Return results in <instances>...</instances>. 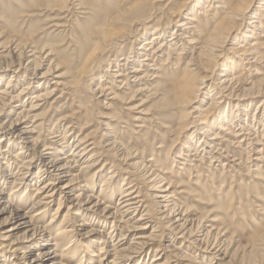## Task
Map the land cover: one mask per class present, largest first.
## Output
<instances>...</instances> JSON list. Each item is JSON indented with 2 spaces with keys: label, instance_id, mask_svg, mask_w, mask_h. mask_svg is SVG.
<instances>
[{
  "label": "bare ground",
  "instance_id": "bare-ground-1",
  "mask_svg": "<svg viewBox=\"0 0 264 264\" xmlns=\"http://www.w3.org/2000/svg\"><path fill=\"white\" fill-rule=\"evenodd\" d=\"M95 1L0 0V9H5L0 18L13 22L33 10L49 11L53 15L49 19L56 18L49 28L66 29L69 24L55 20L66 17L67 10L88 16L84 25H77L66 36V49L49 42L29 44V40H22V34L4 41L0 36V264H64L58 248L64 246L61 252L77 254L75 245L80 238H95L91 243L99 252L91 253L87 246L81 264L89 257L97 259L95 264H131L139 259L136 264H147L144 256L149 252L154 253L149 264H171L169 259L162 261L164 250H173L177 264L239 261L242 248L238 241L228 237L225 229L214 228L216 224L204 226V220H195L194 210L179 206L176 195L193 197L196 207L203 204L202 195L210 196L208 188L194 182L198 177L194 173L205 165L215 171L216 166L221 167L224 177L232 171L237 174V169L250 174L252 167H264V78H253L261 75L257 65L264 58V0H135L134 4L130 1L107 10H98ZM159 15L167 18L166 25L160 28L158 24L151 32L149 24ZM124 23L141 27L136 43L131 42L126 26H118ZM129 44V52L124 54ZM118 47L125 49L112 54ZM225 54L233 56L222 62ZM172 55L177 65L172 63ZM164 58L168 62L161 65ZM97 61L105 64L97 76L99 85L91 92L104 109L120 101L142 115H133L135 121H143V116L150 115L147 109L138 111L145 106L146 95L158 94L163 97L158 108L178 115L177 120L198 114L199 120L193 116L192 121L181 122L179 133L186 134L179 152L173 151L179 137L158 146L172 161V169L182 163L188 168L178 166L179 171L189 173L193 187L183 182L185 173L171 175L164 165L167 160L158 164L153 144L145 155V151L139 153L113 138L102 148L117 149L142 187L134 183L128 186L126 181L132 174L125 172L130 174L117 188L115 180L122 172L118 175L119 170L114 169L106 175L99 195L95 194V178H101L108 165L99 167L97 156L103 152L93 154L96 141L88 135L73 134L74 126L68 120L75 118L74 113L61 115L54 131L47 121L51 112H60L56 102L63 94L54 97L64 85L63 78L72 75L81 85ZM65 68L68 71L61 72ZM8 72L12 75L4 84ZM157 79L162 84L155 86ZM49 84L53 86L49 88ZM160 87L161 93L157 91ZM134 101L140 103L134 105ZM195 103L200 105L193 107ZM46 104L48 110L37 114ZM30 121L33 125L28 126ZM103 128L112 137L108 123ZM41 135L47 137V143ZM234 148L245 151L246 160ZM77 167L80 170L74 171ZM142 181L149 187V196ZM7 186L12 187L8 195L4 192ZM147 198L154 211L145 206ZM30 201L33 204L23 211L22 205ZM55 203L58 207L45 225L44 219ZM66 207L63 213L61 208ZM196 224L201 229L198 233L193 232ZM161 225L169 228V244L154 249ZM52 245L55 250L50 249ZM182 245L193 247V254L185 252Z\"/></svg>",
  "mask_w": 264,
  "mask_h": 264
},
{
  "label": "rangeland",
  "instance_id": "rangeland-1",
  "mask_svg": "<svg viewBox=\"0 0 264 264\" xmlns=\"http://www.w3.org/2000/svg\"><path fill=\"white\" fill-rule=\"evenodd\" d=\"M130 1L132 2L131 4L135 3V0H97V2L95 1L93 2V4L95 3L94 6L99 4V6H97V9L99 7L98 10H107V9L113 8L114 6L118 4L127 5ZM1 9H0V13L1 14L5 13L4 12L5 9L3 10ZM35 11L36 10H33L27 16L25 14H20V17L16 20V22L11 21L10 19L6 20V19L0 18L2 19L0 20V36L3 39L2 41L12 36L18 38L20 34H22L23 35L22 40H29V44L31 43V41L47 42V43L49 42L50 44L53 43L52 45L54 46H61L58 48L64 47L66 49L68 47L66 36L67 35L69 36V34L73 30L77 29L76 28L77 25H84L88 18L87 15L81 14L78 11L67 10L65 12L66 17H63V19H60V20L57 19L55 21H61L62 23L69 24L70 26L66 29H63V28L55 29V28H49L50 21L56 19V18L49 19V17H51L52 15L49 11L46 13L44 11H41V12H35ZM160 17H162L163 19H159ZM156 18L157 19H154L153 22L151 21L149 24L150 26L148 28H152L151 32L153 31V29L158 28L157 27L158 24H161L160 28H163L166 25L167 18L161 15H159ZM11 24L15 25V28L11 29V26H10ZM118 26L119 27L126 26L130 37H132L130 38L131 42L136 43L137 41L136 39H138L140 30H141L140 26L137 25L135 28H132L130 24H125V23L123 25L119 24ZM244 45L246 47L249 46V45H246L245 43ZM129 48H130V44L128 45L127 50L126 52H124V54H128ZM31 49L32 48H30V50ZM123 49L125 48L124 47L114 48L112 54H118ZM225 49H229V46H226ZM230 52H233V51L231 50ZM188 56L190 57V54H188ZM231 56L233 55L225 54L224 60H222V62H225V60ZM172 57H173L172 63L177 65V61H176L177 58L174 55H172L170 58L172 59ZM52 58H56V55L52 56ZM166 59L167 58H164L165 61L163 60L161 65L163 64V62L164 63L168 62L166 61ZM262 61L263 62L261 65H257L258 72L261 75L254 76L253 78L255 81L264 78V67H263L264 58ZM104 64H105V61H97L92 66V72H90L89 76L86 79H84V81H82L81 85L76 84V81L72 75H66L62 80L64 85L59 87L61 91H56L55 92L56 95L54 97L55 99L56 97H59L60 95L63 94L62 97L58 99L56 102L57 106L60 109L58 111L60 112H54V111L51 112L50 119H48L47 121V125L50 126V129L52 128V131H54V129H56L55 123L60 118L61 115L62 116L63 114L70 115L74 113L75 118L68 120V122L74 126V130H72L73 134L75 136L79 135L81 137H85L86 135H88L90 138L96 141L97 145H96V149L94 150L93 154L98 155L99 153L103 152L102 153L103 155L99 154L97 156L98 158H100L99 167H101L103 164H108V165L106 166V170L104 171V174H102L103 178L102 177L99 179L95 178V183H94L95 194L99 195L101 186L103 182L105 181V178H107L106 175L109 174V172L114 169L119 170V171L115 170L118 173V175L120 172H122L120 173L119 177H116V180H115L117 184V188H120L121 184H123L124 177L127 174H130V173H125V172H131V174L133 175V176L127 175L129 177L128 178L129 181H126V182H129L128 186H132L131 184L133 183H134L133 185L136 184L137 186L139 184L138 181H136L138 178L136 177V174H134V172L131 170V167H129L128 164H126L124 161H121L120 152L117 149L111 150L109 148H105V149L102 148L103 146H105V144L109 143L110 141H114V140L116 142L119 141L118 143L132 146L133 150H137V151L139 150L138 151L139 153H142L145 151V155L149 152V145L153 144L154 145L153 155L155 159L157 160L158 164L163 165V163L161 162H165L167 160L164 165H168L167 170L171 173V175L172 176L174 175L173 177H175V175L181 172H183V174L185 173L184 175H186V177L183 182L186 184H189V187L191 186L193 187V185H191L190 183L191 181H189V173L188 172L186 173L185 170L184 171L180 170L181 171L180 172L178 169L179 167H183L186 170L188 168L182 165L183 163L181 162L182 164H179L180 166L176 164V166L178 165L179 167L177 166L172 169V165H173L172 161L170 160V158L166 159L167 158L166 152H162L163 149L161 150L159 149V147L164 146L163 142L172 143L174 140H176L179 137L178 139L179 144H177L175 148L173 149L174 152L176 151L179 152V149L181 148V144L184 141V135L186 134L185 132L182 134L179 133V128L182 126L180 125L181 122H185V121L186 123L190 122L192 121L191 118L193 116L196 117V120H199L198 114L197 113L189 114V117L186 118V120L184 121L177 120L178 115L167 113L163 110H160V108H158V105L163 98L162 96L158 94L146 95L148 96V98L146 99L147 100L146 104L143 108H141L138 111L147 109L149 110L148 114L150 115L143 116V119H142L143 121L141 120L135 121L133 118V115H137V117H141L142 115L135 114L136 112L131 111V109H128L130 105L123 104L120 101H114L110 109H104L102 105L99 103V101L95 100L92 96L93 95L92 90H95L99 85V80H97V76L100 74L101 69H103ZM173 64H171L172 68H174L175 66ZM217 69L219 70L220 68L218 67ZM239 70L240 69L238 68L237 72H239ZM66 71L68 70L65 68L61 72H66ZM11 73L12 72H8V74L5 76L4 84L9 80L10 76L12 75ZM236 77H238V75H236ZM49 79L51 80L52 78H49ZM159 79L155 81L154 83L155 86L162 84L161 81L158 82ZM207 84H209V82H207ZM47 86L50 88L53 85L49 84ZM3 88L4 87H2V89ZM162 88L163 87L158 88L157 91L161 90ZM138 99H140V97H138L137 100ZM139 103H140L139 101H136L134 105H138ZM199 105L200 103H195L193 107H198ZM48 107L49 105L46 104L45 106L42 107V109L37 111V114L40 115V114L45 113L48 110L47 109ZM225 107L226 106L224 104L223 110L221 112L225 110ZM105 123L106 124L108 123V127L111 130V134L110 133L109 134L112 137H108V135H106L108 133L105 132V129L103 128V125ZM29 125H33L32 121H30L28 126ZM75 126L76 127L78 126V127L76 128ZM193 131L194 129H192L189 133L191 134ZM35 136L37 137V134L34 135V138ZM41 136H42L41 137L42 140H44V142L47 143L48 142L47 137L45 135H41ZM144 138L147 140V144L143 140ZM97 147L99 149H97ZM100 148H102L103 150L102 149L100 150ZM234 149L239 152V154L243 157L244 160H246L247 154L245 151L241 150V148H234ZM14 151L16 152L17 149ZM147 157L151 159L150 156H147ZM149 158H146V159L149 160ZM177 161H181V160H177ZM243 162L246 165L245 161ZM194 164L196 166L200 165V163L198 164L194 163ZM37 168L38 167L34 168L33 171L35 172ZM216 169H217L216 171L214 170V168L210 170V168H208L205 165L199 168V171L197 173H194V175L198 176L196 177L197 181L194 179L195 180L194 182L195 183L199 182L198 183L199 186H206L208 188V193L210 196L202 195V201H201V197L199 198L200 201L203 202V204L202 205L200 204L198 205V207H196L197 204H195L193 201L196 199H194L193 197L190 198V197H186L183 195H176V198L179 199L178 203L180 202L179 206L186 207L187 209H190V210L193 209L194 210L193 218L195 220H200V219L204 220V223H203L204 226H210V225L213 226L216 224L215 227L213 226L214 228L217 227L218 229H221V230L225 229L228 232L227 233L228 237L233 238L236 241H238L239 245L242 248L239 251V258H238L239 261L238 260L234 261L235 263L233 262L232 264H238V262L239 264L241 263L242 264H252V263L253 264H264V255H263L264 253V239H263L264 238V233H263L264 231V167L261 166L260 169L257 167L256 168L252 167L251 170L252 172L254 170V172L253 173L251 172L250 174H248L244 169H237V171H240V172L236 174L235 172L232 171L230 173H226L225 177L224 175H222L221 167L216 166ZM76 170L79 171L80 168L77 167L76 169H74V171ZM171 175L168 176V178L169 177L172 178ZM143 184L147 188V189L144 188L145 194L149 196L150 191H147L149 190V187L144 182ZM139 185L140 187H142L141 184ZM11 188L12 187H9V186L4 187V192L6 195L10 193ZM23 190H25V188ZM175 190H177V188H175ZM181 190L182 189H179L177 191H181ZM20 192L23 193L24 191H20ZM32 193L33 192L31 191L28 192V194L30 195H32ZM16 199L17 201H19L20 197ZM117 199H119V197H116V200L114 199V201L112 200L114 202V207H115V204H117ZM145 201H146L145 206H148V209H151L154 211L155 207L152 204L151 199L147 198V200ZM32 204H33L32 201H30L29 203L22 205L23 211H27ZM57 207H58V203H55L52 205V207L49 210V213L44 219L45 225L52 218ZM61 210H63V213H64L67 211V207L64 209L61 208ZM214 220H216V222ZM164 222L165 221L161 223H164ZM157 226L158 224L154 225V227H157ZM197 226L198 224H196L193 228L194 233H198L201 230V229H197ZM109 228L107 227V231H110ZM157 234H158V238H157L158 242L157 244L154 245L155 246L154 249L157 248L159 244L160 245L169 244V237L167 236L169 234L171 236V233L169 232L168 227H164L163 225H161L160 231ZM79 238L80 237H78V240ZM210 238L213 240L214 236L212 235ZM94 239L95 238H89V239L80 238L79 243H76L75 245V247H77L76 249L79 250L77 253L78 255L72 254L71 251H68V253H66L67 251L61 252L64 249V246L59 247L58 253L62 255L61 257L62 262H65L64 264H81L80 257L85 254L84 252L87 250L85 249L87 246L90 249L91 253H95L96 255H98L99 252L97 251V248H95V246L91 243V241H93ZM179 246L180 244H178V247ZM181 248H183L185 252L189 251L188 252L189 254H191L194 251L193 247L186 249V247H183L182 245ZM50 249L55 250V247L53 246ZM172 251L173 250L166 252L164 250V252L161 253L162 255L165 254V257L164 259H162V261L169 259V261L171 260L170 261L171 264H177L178 262L176 258L172 257V254H173ZM149 253L150 254L148 256H144V260H146L144 262L145 263L147 262V264L151 263V260L154 255V253L152 252H149ZM244 256H245V260L243 258ZM69 257L72 258L73 260L68 261V259L66 258H69ZM210 259H211V256L210 258L206 259V263L209 262ZM95 260L97 261L96 258L93 259L89 257L88 260L83 261L82 264H95ZM139 260H136L132 262L131 264H136V262H138ZM139 264H142V262Z\"/></svg>",
  "mask_w": 264,
  "mask_h": 264
}]
</instances>
